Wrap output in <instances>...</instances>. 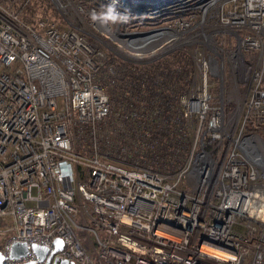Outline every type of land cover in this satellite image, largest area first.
I'll return each mask as SVG.
<instances>
[{
    "label": "built area",
    "instance_id": "built-area-1",
    "mask_svg": "<svg viewBox=\"0 0 264 264\" xmlns=\"http://www.w3.org/2000/svg\"><path fill=\"white\" fill-rule=\"evenodd\" d=\"M51 1L69 28L32 27L0 5V223L10 227L1 264H264V157L244 152L253 134L231 136L210 85L216 77L223 92L216 36H225L236 44L228 69L231 94L245 101L243 127L264 130V0H120L130 19L109 27L90 19L109 0ZM194 44L212 52L206 60L196 50L198 92L180 100L199 136L170 176L140 165L147 143L116 148L100 80L115 72L111 58L143 64ZM18 244L26 254L13 258Z\"/></svg>",
    "mask_w": 264,
    "mask_h": 264
},
{
    "label": "trees",
    "instance_id": "trees-1",
    "mask_svg": "<svg viewBox=\"0 0 264 264\" xmlns=\"http://www.w3.org/2000/svg\"><path fill=\"white\" fill-rule=\"evenodd\" d=\"M80 1L85 6L96 7L92 0ZM25 2L0 0L5 8H28L27 11L31 12ZM33 12L30 13L32 16ZM161 21L158 19L153 23L156 25ZM195 52V47H183L143 64L111 58L115 72L100 80L112 112L105 126L114 134L112 140L116 142V148L130 149L132 140L147 143L149 148L145 150L147 153L140 165L148 163L170 176L183 166L190 149L180 100L194 85L197 73ZM232 107L226 105L224 111L228 112ZM121 121H124L127 132L119 129ZM243 134H257L264 139V130L253 128L249 122L244 125ZM213 145L207 139L203 141L205 151H210ZM110 150L116 151L115 147Z\"/></svg>",
    "mask_w": 264,
    "mask_h": 264
},
{
    "label": "rangeland",
    "instance_id": "rangeland-1",
    "mask_svg": "<svg viewBox=\"0 0 264 264\" xmlns=\"http://www.w3.org/2000/svg\"><path fill=\"white\" fill-rule=\"evenodd\" d=\"M47 1L49 3H47L45 1V3L43 4L39 0H26L24 5L28 3L29 7H31V9H32L31 12L35 11V12H33L34 13L33 16H32V14H30L31 13L30 11H27L28 8H26V10L25 9L24 10L9 9V8H6V9L12 10L14 12H18L22 21L25 22L26 24L32 26V27H36L40 21H46V22L53 23V24H55L58 27H61L63 29L69 28V25L63 20V18H65V17H63L61 14L60 8L62 7L63 4L62 3L56 4V3H53L51 0H47ZM76 5H77L76 1L73 0L71 6L76 7ZM72 14H73V16L76 17V15H74V12H72ZM73 18L74 17H72V19ZM162 22L164 23V22H168V21H162ZM71 24L73 26H79L80 22L78 19H76V20H73V22ZM83 28H85L84 25H83ZM191 33H193V31H191ZM89 34H91L93 36L95 35L94 32L92 33L90 31H89ZM188 34L189 33L184 34L185 40H187ZM106 36L107 37H102V38L107 42V44L114 46L115 41H113V38H111L113 36L112 35H110L111 37L108 35H106ZM172 39H174V38H172ZM216 39H217L216 40L217 45L221 49L224 50V53H223V55H224V59H223L224 66H223V80H222L223 81L222 91L224 90V93L223 92L220 93L217 91V86H220L219 79H216V77L211 76L212 80L210 82V85H211V93H212L213 98H214L213 99V105L217 106V108L220 107V104H221L220 96L221 95L223 98V104H221V106H223V108L226 105H233V107L228 112L225 111L226 113L224 115V123L228 124L229 129L231 131V136H233L234 139L240 137L239 140L241 141V139L243 137L242 136V131H243L242 127H243V123H244L245 117H246L245 111H244L245 101L243 98H237L236 96L231 94L232 90H233V85H232L230 78H229V69H228V56L230 55L231 52H234L236 50V44H231L229 46V44L226 41L225 36L221 37L218 35V36H216ZM220 43L222 44V46ZM183 47H185V46H183ZM183 47H180V48H183ZM190 47H195L198 54H201V56L206 60H208V57L212 55L211 50H206V49L205 50L200 49L201 51L198 50L197 47H200L198 44H194V46H190ZM180 48H177V49H180ZM177 49H173L172 51H175ZM215 51L218 54H220L218 49H215ZM114 52H115V55H120V53L118 51H114ZM105 55H106V53H105ZM120 56H122V55H120ZM162 56H160V57H162ZM107 57L108 56H106V59H107ZM160 57H158V58H160ZM212 67L214 68L215 64L212 63ZM196 69H197V73H196V77H195V81H194V87H193V93L194 94H196L198 92V83H199V78H200L199 64L196 65ZM243 91H244V88L241 87L240 88V97H242L241 95H242ZM111 114H112V112H111ZM190 121H191V123L186 122V126L188 127V130L186 129V134H187L188 140L190 142V147H191V144L193 146L196 144V141H197V138L199 135L197 134L198 123L196 121V118L193 117ZM119 129L123 132H127L124 121H121L119 123ZM260 138L264 141V139L262 137H260ZM242 147H243L246 155L248 157H250L253 161L260 162L262 160L264 155L262 156V158H259V157L255 156V154L252 152V150H250L249 148H246V146L242 145ZM197 151L198 150L196 148L193 150V152H192L193 158L195 157ZM34 195H35V191L33 190L32 196H34ZM28 206L34 207L35 204H29ZM4 229H8V231L7 232H1ZM9 231H10V227H8V226L5 227L2 223H0V247L3 244L4 239L6 238Z\"/></svg>",
    "mask_w": 264,
    "mask_h": 264
},
{
    "label": "clouds",
    "instance_id": "clouds-1",
    "mask_svg": "<svg viewBox=\"0 0 264 264\" xmlns=\"http://www.w3.org/2000/svg\"><path fill=\"white\" fill-rule=\"evenodd\" d=\"M120 0H109L107 5H103L102 11H93L90 14L92 22L98 23L101 27H109L112 25L127 23L130 19L131 12L125 9L124 12L117 11Z\"/></svg>",
    "mask_w": 264,
    "mask_h": 264
},
{
    "label": "water",
    "instance_id": "water-1",
    "mask_svg": "<svg viewBox=\"0 0 264 264\" xmlns=\"http://www.w3.org/2000/svg\"><path fill=\"white\" fill-rule=\"evenodd\" d=\"M127 1H136V2H139V1H143V0H127ZM220 101H221V104H223V98H222V95L220 96ZM253 138H257L259 143L261 144V146L264 147V141L259 137V135L257 134H253V135H249L247 137H245V141H249V140H252ZM243 146H246L245 143H243ZM55 247H56V251H59L61 249V242L59 240H56L55 241ZM20 249L21 248V252L18 254L15 252V249ZM34 252H36V254L42 259L44 257V250L42 248H37V247H34ZM26 254V251H25V246L24 245H15L14 246V250H13V253H12V257L13 258H17V257H20V256H23ZM2 256L0 254V264L2 263ZM30 264V263H29ZM54 264H66V262H56Z\"/></svg>",
    "mask_w": 264,
    "mask_h": 264
},
{
    "label": "bare ground",
    "instance_id": "bare-ground-1",
    "mask_svg": "<svg viewBox=\"0 0 264 264\" xmlns=\"http://www.w3.org/2000/svg\"><path fill=\"white\" fill-rule=\"evenodd\" d=\"M245 145H246V148H249L250 150H252V152L255 154V156L262 158V156L264 155V147L261 148L262 146L259 143L257 138H253L252 140L246 141ZM215 254L219 255L221 257L223 256L219 253H215Z\"/></svg>",
    "mask_w": 264,
    "mask_h": 264
}]
</instances>
